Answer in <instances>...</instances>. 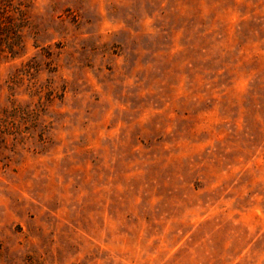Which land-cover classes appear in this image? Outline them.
I'll return each instance as SVG.
<instances>
[{"label":"rangeland","instance_id":"rangeland-1","mask_svg":"<svg viewBox=\"0 0 264 264\" xmlns=\"http://www.w3.org/2000/svg\"><path fill=\"white\" fill-rule=\"evenodd\" d=\"M0 264H264V0H0Z\"/></svg>","mask_w":264,"mask_h":264}]
</instances>
